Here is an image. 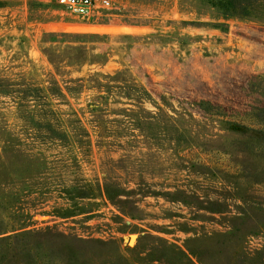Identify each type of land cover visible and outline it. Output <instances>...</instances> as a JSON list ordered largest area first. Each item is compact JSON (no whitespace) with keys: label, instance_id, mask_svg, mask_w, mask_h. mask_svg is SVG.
I'll return each mask as SVG.
<instances>
[{"label":"rangeland","instance_id":"obj_1","mask_svg":"<svg viewBox=\"0 0 264 264\" xmlns=\"http://www.w3.org/2000/svg\"><path fill=\"white\" fill-rule=\"evenodd\" d=\"M0 1V76L25 88L0 93V230L55 226L100 239L93 252L104 258L129 256L131 248L158 238L209 248L211 257L205 258L218 264L264 246V230L224 237L244 205L230 178L196 172L191 161L174 154L165 141L148 139L122 113L154 112L156 106L169 113L171 106L191 110L190 102L200 99L246 109L263 99L248 93L247 83L264 75V24L230 18L226 32L183 24L196 15L181 12L179 0H93L88 16L69 12L58 0ZM75 55L86 59L67 65ZM76 78L85 88L72 95L63 89L64 97L53 98L52 111L44 115L63 133L60 138L37 130V115L31 121L12 101L36 97L27 86L54 79L62 87ZM96 78L113 87H91ZM132 87L138 94L144 88L156 105L137 101ZM78 124L87 133L79 143L71 137ZM104 182L128 190L121 198L130 202L110 201ZM87 185L93 197L71 199ZM176 188L193 198L225 202L227 208L210 213L172 201L164 192ZM243 191L247 202L264 207V183L243 185ZM72 204L87 212L56 215V208L64 211Z\"/></svg>","mask_w":264,"mask_h":264},{"label":"trees","instance_id":"obj_2","mask_svg":"<svg viewBox=\"0 0 264 264\" xmlns=\"http://www.w3.org/2000/svg\"><path fill=\"white\" fill-rule=\"evenodd\" d=\"M31 2L33 1L29 0L28 4L31 5ZM3 5L4 2L0 1V7ZM179 10L196 15L192 20H183V24L210 26L222 32L228 30L227 20L230 18H252L264 24V0H179ZM205 16L210 20H202ZM84 59L85 55L72 56L67 65L78 66ZM54 65L59 71V64ZM102 76L111 78L110 75ZM81 80L82 78H76L63 81L64 85L61 87L57 80L50 79L46 85L27 86V89L37 92L36 97L19 96L13 97L12 101L18 111L31 121L37 115L34 121L37 130L44 129L49 132V137L57 139L63 133L52 127V123L44 115L52 111L50 107L53 105V98L64 97L63 89L70 95L80 93L85 88ZM94 81L96 84L91 87L99 88L105 85L107 91L113 87L108 83L102 84L97 78ZM19 84L0 76V93L7 95L11 91L25 90L20 88ZM132 91L137 101L149 100L156 105L144 88L140 89L141 94H138L136 87H132ZM247 92L257 93L263 99L256 98V103L246 109L200 99L190 102L191 110L184 106H180L181 109L171 106L172 112L169 113L156 106L158 110L154 112H122L130 116L133 125L148 139L156 143L165 141L169 148L174 150V154L191 161L196 172L220 174L232 180V190L242 193L239 198L244 205L240 215L232 218L230 229L223 233L227 239L264 230V207L247 202L248 198L244 196L246 192L243 191V185L264 183V75H253L247 83ZM31 100L34 101L33 104H30ZM75 128L81 130L78 132L75 129L71 137L74 142L79 143L87 133L80 124ZM237 154H242L241 158H238ZM102 189L112 202H130L121 198L129 191L119 185L104 182ZM91 190V185L77 188L71 199L93 197ZM164 193L172 201L194 203L197 210L204 212L221 213L227 208L225 202L193 198L194 195L183 189L176 188ZM84 209L72 204L71 208H65L64 211L56 208V215L72 216L87 212ZM24 228L11 227L5 231L0 230V264H218L215 258H205L211 250L209 248L189 245L182 247L162 238L147 247L141 243L136 245L130 249L129 256L104 258L93 252L96 246L103 243L98 238H85L76 233L64 232L55 226ZM230 263L264 264V246L253 253L239 252Z\"/></svg>","mask_w":264,"mask_h":264},{"label":"built area","instance_id":"obj_3","mask_svg":"<svg viewBox=\"0 0 264 264\" xmlns=\"http://www.w3.org/2000/svg\"><path fill=\"white\" fill-rule=\"evenodd\" d=\"M105 3L106 0H104ZM69 12L81 16H88L95 7L93 0H58Z\"/></svg>","mask_w":264,"mask_h":264}]
</instances>
